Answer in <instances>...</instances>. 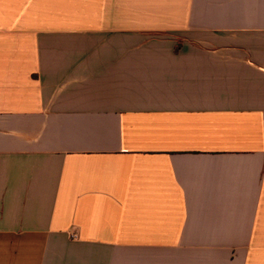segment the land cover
<instances>
[{
    "label": "crops",
    "instance_id": "1",
    "mask_svg": "<svg viewBox=\"0 0 264 264\" xmlns=\"http://www.w3.org/2000/svg\"><path fill=\"white\" fill-rule=\"evenodd\" d=\"M0 264H264V0H0Z\"/></svg>",
    "mask_w": 264,
    "mask_h": 264
},
{
    "label": "built area",
    "instance_id": "2",
    "mask_svg": "<svg viewBox=\"0 0 264 264\" xmlns=\"http://www.w3.org/2000/svg\"><path fill=\"white\" fill-rule=\"evenodd\" d=\"M70 237H71V238H77V237H78V235H77V231H76V230H72V231H70Z\"/></svg>",
    "mask_w": 264,
    "mask_h": 264
}]
</instances>
